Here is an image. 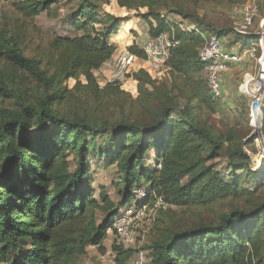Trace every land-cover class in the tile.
Segmentation results:
<instances>
[{"label": "trees", "instance_id": "1", "mask_svg": "<svg viewBox=\"0 0 264 264\" xmlns=\"http://www.w3.org/2000/svg\"><path fill=\"white\" fill-rule=\"evenodd\" d=\"M70 1L26 0L18 9L33 23ZM73 1L68 24L76 35H54L31 57L23 54L18 32L0 34V101L12 102L0 110V264H75L88 247L103 253L113 219L132 204L158 198L166 208L158 210L160 238L147 247L150 264H264V158L253 170L247 150L255 152L256 137L216 130L200 119L203 107L216 112L208 87L192 80L201 73L203 39L168 15L190 20L205 34L222 37L231 30L216 31L191 14L189 0H115L128 12L145 10L140 17L149 37L172 31L178 42L168 61L170 80L156 84L139 70L132 75V98L120 85L100 87L96 78L117 50L112 38L127 17L104 10L112 0ZM257 38L236 37L242 47ZM127 51L145 57L136 43ZM25 74L33 83L29 94L15 83ZM81 97L118 115L70 117L59 110ZM220 159L225 168H217ZM94 160L115 167L117 202L105 190L94 197ZM139 187L149 190L144 201L133 194ZM240 199L243 205L231 206L216 222L169 226L164 219L174 209ZM111 250L115 264H128L134 255L115 242Z\"/></svg>", "mask_w": 264, "mask_h": 264}, {"label": "rangeland", "instance_id": "2", "mask_svg": "<svg viewBox=\"0 0 264 264\" xmlns=\"http://www.w3.org/2000/svg\"><path fill=\"white\" fill-rule=\"evenodd\" d=\"M24 1L26 0H0V34L6 33L9 36L18 32L20 40L22 41L23 54L26 57H31L33 55L36 46L40 48L44 47L54 35L70 37L76 35L68 24V16L76 3L75 1L72 0L52 7L48 13L43 12L36 17L33 23L18 9V4ZM246 1L247 0L244 2L242 0H210L208 2H194L193 0H189L187 7L191 14L214 27L216 31L231 30L229 35L224 36L227 38L229 49L233 48L235 52H239L243 45L241 41H237L236 39L238 34L234 31L235 24L230 13L234 7ZM258 6L260 8V15L263 16L264 0H259ZM103 7L104 10L114 16L127 17V21L122 24L117 34L120 37L125 35L129 37V33L132 34L134 38L133 43L137 42L138 46L142 48V40L146 37L145 34H147V30L140 14L144 13L145 10L128 12L125 9L119 8L115 0H112L108 5H103ZM168 16L172 20L181 21L183 28L192 25L190 20H185L175 15ZM32 26H34V28H32ZM257 26L258 22L256 21L254 30H256ZM2 65V62H0V69ZM255 71L256 65L253 59L245 64H236L233 66L229 75L226 76L222 83V86H224L223 98L214 101L216 112L211 113L205 107H203L204 111L197 112L201 120L207 121V123L216 130L225 131L233 128L240 136H247V138L250 139L252 136L256 137L254 141L255 152L253 153L247 148L251 158V168L253 170L258 169L261 163L260 161L264 158V101L260 106L263 118L260 123L254 124L250 115V101L244 96L241 91V86L247 78L254 75ZM200 75L197 76L193 74L192 80L194 79V82L199 84L200 87L206 88L207 84L205 79L202 73H200ZM96 78L98 80L101 79L98 74H96ZM152 78L155 79L156 84L168 82L170 80L169 69L167 68L158 77L152 76ZM133 82L123 84L121 89L132 96V98H136V82ZM15 83L25 94H29L30 88L33 87V83L27 74H25L22 79H20V77L15 79ZM192 84L194 85L193 82ZM72 85L73 81H70L68 86L71 87ZM11 106L12 102L9 100H5L4 102L0 101V110L2 108L10 109ZM102 108H96L92 101L88 100L87 102V100L81 97V101L60 105L59 110L70 117L87 114L89 116H94L96 119L103 118L110 120L118 115L114 109L106 111L105 107ZM153 156L154 153L152 151L148 164L153 163ZM214 162L217 164V168H225L226 166L225 161L222 159L215 160ZM91 172L93 177L92 186L95 189L94 197H97L99 190H105L110 198L114 202H117L116 184L118 182V175L115 167H102L101 161L94 160L91 163ZM259 196L261 199H264V190ZM243 204V199L234 202L226 200L203 208L174 209L173 212L175 213L164 219L168 221L167 223L169 226L177 223L191 225L199 222H216L218 216L223 212H227L231 206H241ZM125 210L126 209H124L123 212ZM159 217L160 214L157 210L153 215L145 214L139 221H133L130 225L127 234L132 238V242L120 243L124 249H131L134 251V255L128 264H134L135 258L139 252L145 253L149 260V250H147V247H149L154 240L160 238V232L156 230L155 227ZM114 242L118 245L115 236L107 235L103 243V253L96 247H88L86 249V254L78 258L75 264H115V255L111 250Z\"/></svg>", "mask_w": 264, "mask_h": 264}, {"label": "built area", "instance_id": "3", "mask_svg": "<svg viewBox=\"0 0 264 264\" xmlns=\"http://www.w3.org/2000/svg\"><path fill=\"white\" fill-rule=\"evenodd\" d=\"M259 0H247L231 10L234 20V31L240 36L256 34V41L239 52L229 49L227 38L218 37L215 34L201 33L194 25L182 27L178 22L179 29L183 31H194L203 39V44L198 50V60L202 65L201 73L205 79L209 93L214 100H220L224 95L222 86L223 75L229 70L230 65L239 64L245 58L255 61L256 71L254 75L247 78L241 86V91L250 101V115L254 124L260 123L263 118L261 105L264 101V15H260ZM258 22L254 30L255 22ZM178 45L174 33L166 32L158 37H147L142 46L144 58H138L126 49H117L114 54L104 63L96 74L98 85H120L133 82L132 75L139 71H146L151 77H158L168 68L171 51ZM160 168V165L157 166ZM133 194L137 200H146L149 190L143 187L135 188ZM166 204L158 198L154 202H145L138 206L132 204L124 212L111 222L107 235L115 236L120 243L132 242L127 231L133 221H139L145 214L153 215L159 209H165ZM134 264H150L147 255L139 252Z\"/></svg>", "mask_w": 264, "mask_h": 264}, {"label": "crops", "instance_id": "4", "mask_svg": "<svg viewBox=\"0 0 264 264\" xmlns=\"http://www.w3.org/2000/svg\"><path fill=\"white\" fill-rule=\"evenodd\" d=\"M116 3V2H115ZM118 16V15H117ZM118 17H120V16H118ZM129 37L128 36H122V37H120V36H118V34H116L113 38H112V41H113V43L116 45V47H117V49H126L127 50V48L130 46V45H132L133 44V41H134V38L132 37V34H130L129 33ZM145 38H143V40H142V42L144 43L145 42V40H146V38L147 37H149L147 34H145ZM136 44H137V42H135ZM138 45V44H137ZM239 50V49H238ZM232 52L234 51V49L232 48V50H231ZM235 52V51H234ZM251 59L250 58H245V59H243L242 60V62L241 63H239V64H245L246 62H249ZM239 64H237V65H239ZM236 64H234V65H230V68H229V70L223 75V78H222V83H223V81H224V79L226 78V76L227 75H229V73H230V70H231V68L233 67V66H235ZM97 73V72H96ZM134 83V82H133ZM224 87V86H223Z\"/></svg>", "mask_w": 264, "mask_h": 264}]
</instances>
